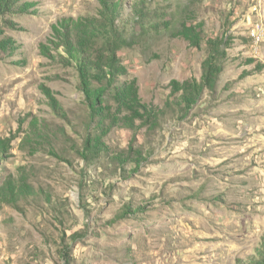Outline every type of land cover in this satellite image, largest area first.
Returning <instances> with one entry per match:
<instances>
[{"label": "rangeland", "instance_id": "1", "mask_svg": "<svg viewBox=\"0 0 264 264\" xmlns=\"http://www.w3.org/2000/svg\"><path fill=\"white\" fill-rule=\"evenodd\" d=\"M16 2L0 264L262 263L264 0Z\"/></svg>", "mask_w": 264, "mask_h": 264}, {"label": "trees", "instance_id": "2", "mask_svg": "<svg viewBox=\"0 0 264 264\" xmlns=\"http://www.w3.org/2000/svg\"><path fill=\"white\" fill-rule=\"evenodd\" d=\"M15 4H17L16 0H0V12H6ZM218 72L219 63L217 62L216 56L214 54H211L204 63L203 84L201 86L203 87L205 85L207 87H213L215 85V82L217 81ZM201 86H195V88H193V85H187L185 89L189 90L192 88V95H196L198 92H200L202 88ZM92 105L94 109V103H92ZM258 264H264V261Z\"/></svg>", "mask_w": 264, "mask_h": 264}]
</instances>
